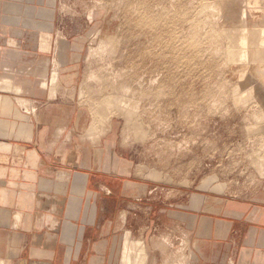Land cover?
<instances>
[{
	"label": "rangeland",
	"instance_id": "obj_1",
	"mask_svg": "<svg viewBox=\"0 0 264 264\" xmlns=\"http://www.w3.org/2000/svg\"><path fill=\"white\" fill-rule=\"evenodd\" d=\"M32 1L27 28L53 32L48 42L33 38L49 47L50 96L63 94L72 117L81 111L83 137L99 140L112 126L116 152L133 172L178 198L264 190V47L256 25L253 58L244 55L239 26L226 20L224 0ZM18 8H10L15 28ZM187 244L178 227L157 234L154 249L161 264H192ZM128 246L125 264H145L143 242L129 238Z\"/></svg>",
	"mask_w": 264,
	"mask_h": 264
},
{
	"label": "crops",
	"instance_id": "obj_2",
	"mask_svg": "<svg viewBox=\"0 0 264 264\" xmlns=\"http://www.w3.org/2000/svg\"><path fill=\"white\" fill-rule=\"evenodd\" d=\"M28 1L0 0V264H125L126 235L143 242L145 264H161L156 235L178 227L192 264H264V190L178 198L133 172L112 126L83 137L81 111L50 96L49 47L33 38L53 32L27 28ZM39 62L46 78L33 74Z\"/></svg>",
	"mask_w": 264,
	"mask_h": 264
},
{
	"label": "bare ground",
	"instance_id": "obj_3",
	"mask_svg": "<svg viewBox=\"0 0 264 264\" xmlns=\"http://www.w3.org/2000/svg\"><path fill=\"white\" fill-rule=\"evenodd\" d=\"M224 1L226 3V7H225L226 10L224 9L226 11L225 16H227L226 20L229 21L230 23H234V26H236V25L239 26V29L242 31V36H239V37H241L240 42H241V45L244 49V53H245L244 55H246L247 57H252L255 53L254 42H252V37H251L253 34L252 32L254 31L253 29H255L254 25L257 26V29L261 33V37L263 39L261 38L262 41H261L260 45L262 47H264V0H224ZM61 48H63V47H60L59 50H61V52H62ZM254 56H253V58H254ZM261 81H263V80H261ZM259 82H260V80H259ZM5 88H7V87H5ZM7 89H5V90H7ZM11 90H12V88H11ZM119 106L125 107L124 104H121V103H119ZM123 107H121V108H123ZM128 241H129V237H127V235H126L125 240H124V248L125 249L127 247H129ZM124 260H125V258H124Z\"/></svg>",
	"mask_w": 264,
	"mask_h": 264
}]
</instances>
